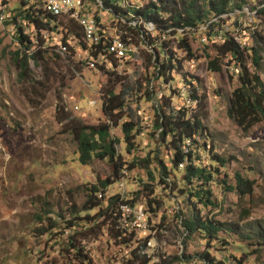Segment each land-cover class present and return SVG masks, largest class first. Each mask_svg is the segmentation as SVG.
<instances>
[{
    "label": "rangeland",
    "instance_id": "1",
    "mask_svg": "<svg viewBox=\"0 0 264 264\" xmlns=\"http://www.w3.org/2000/svg\"><path fill=\"white\" fill-rule=\"evenodd\" d=\"M20 1L0 0V14L3 15L0 19V264H71L64 251L68 250L64 239L71 231L64 229L63 224L68 220L69 213L80 210L86 189L110 175L112 165L96 159L86 166L80 165L75 143L57 121L58 104L63 107V112L82 124L94 125L103 121L100 101L102 89L107 86V73L94 65L101 63L88 58L79 41L67 39L59 23L70 19L79 24L75 15L88 22L90 18L97 17L98 30L108 36V40L122 42L121 24L130 22L116 20L98 5L100 0H79L85 9L80 14L74 8L67 15H58L54 31L40 33L43 48H47L46 67H36L31 61L28 63L34 80H42L41 75H47L43 91L30 82L19 83L16 79L11 53L17 43L13 39V28L4 25V22L9 21L12 10L18 7ZM22 1L34 4L35 16L38 10H42L39 1ZM258 1L248 0L240 12L223 15L210 39L203 34L204 26L187 35L178 33L176 37L187 36L194 59L183 61L181 73H171L172 81L167 85L152 78L153 68L148 66V61L150 64L153 61V49L158 50L160 41L168 42L169 50L176 57L183 58V54L175 49L173 37L159 39L156 33L148 32L142 25L141 32L135 31L136 34L130 35L134 44H122L123 53L116 52L115 47L108 44L104 48L105 54L115 61V66L109 71L127 86L132 85L133 92V96L128 95L125 101L136 124L134 149L126 154L119 127H111L110 135L118 139L116 152L122 162L137 161L147 156L151 163L146 169L136 167L123 171L118 180L121 189L117 187V181L106 189L104 199L118 195L131 203V207H122L117 222L119 228L125 229L132 237L128 245H122L113 236L112 224L102 226L97 220L96 228L81 232L76 239L90 264H121L128 251L144 240L147 241L146 253L156 262L168 259L170 264H204L197 258L205 249L204 241L197 235L183 239L174 217L177 209L175 200L166 196L162 185L158 184L156 161L160 160L167 166L166 152L149 137L154 102L160 95L171 96L173 108L194 107V103L187 100L188 91L181 75L194 78L196 92L205 97L206 115L202 123L213 153L225 159L233 157L220 169L216 181L223 179L232 184L234 173L253 181L251 195L244 197L222 191L221 184L211 186L216 207H208L201 213L218 222L236 225L240 231L236 235L219 233L224 241L216 243L215 251L210 249L209 254L217 260L222 256L242 257L245 259L243 264H264V248L254 245V240H245L247 236L252 239L256 230L264 228V124L258 123L247 132H242L227 117V100L237 86V71L227 67L223 60L220 71L212 72L205 57L212 55L211 45L220 42L223 33L234 36L246 47L250 45L251 32L264 38V17L257 16L254 8L261 7ZM127 3L139 5L142 2L126 0L124 5L120 3L119 6L124 8ZM40 20H44L43 16ZM234 22L240 25V30L236 29ZM24 30V33L32 32L31 28ZM86 37L92 44V34H86ZM259 54L262 59L256 74L264 84V55ZM103 66L104 70L110 68L108 63ZM249 71L252 68L249 67ZM139 81L141 86L137 91L133 83ZM147 89L154 94L152 101L143 97ZM114 90L116 92L118 86ZM206 160L203 162L206 163ZM224 173L227 179L223 178ZM148 189H152L151 195ZM150 200L157 203L150 202L148 205ZM95 212L96 209L86 214L91 216ZM83 215L82 212L77 214L79 218ZM79 222V225L82 224ZM40 230L43 232L41 236ZM182 255L190 257V261L178 263L173 260L175 256Z\"/></svg>",
    "mask_w": 264,
    "mask_h": 264
},
{
    "label": "trees",
    "instance_id": "2",
    "mask_svg": "<svg viewBox=\"0 0 264 264\" xmlns=\"http://www.w3.org/2000/svg\"><path fill=\"white\" fill-rule=\"evenodd\" d=\"M139 1L142 2L139 5L127 3L124 8L120 7L119 4L124 5L126 0H100V4H98L115 18H118L117 20L123 19L125 22L135 23L134 26H130V23L121 24L124 46L133 43L130 35L136 34L135 31L141 32L140 27L142 25L145 26L146 30H148V25L152 26V31L156 35L170 30L168 34L173 37L175 49L183 54V58L176 57L175 53L169 50V46L166 44L168 42L160 41L158 50L153 49L154 62L152 61L150 64V60L148 61V66L153 68L152 78L160 80L164 85L172 81L171 73L175 75L181 73L183 61L194 59L187 36L176 37L178 35L176 30H182V33L187 35L196 31L199 26H204L203 34L205 38L210 39L211 33L215 32L223 15L233 11L240 12L243 5L248 3V0ZM40 3L42 10H38L35 16L34 4L28 5L26 1L21 0L18 7L12 10L9 21L4 22V25L13 28V39L17 43L16 49L11 53L17 81L19 83L30 82L33 87L36 85L45 91L46 85L44 83L48 80L47 75H41L42 80H34L31 77L28 63L31 61L36 67H46L47 48H43L40 33H52L56 28L54 24L57 22L58 15L49 12L42 2ZM258 3L261 7H254L255 14L264 17V0H259ZM41 16L44 18L43 21L40 20ZM94 21L97 25L98 18L94 17ZM59 25L62 27L66 38L78 40L79 42H77L82 50L87 53L88 58L102 64V66L94 65L107 73V86L102 89L100 101L103 121L94 125L82 124L63 112V107L60 104H58L56 111L57 121L63 132L67 133L75 143L77 162L80 165L86 166L92 159L106 161L112 165L110 175L103 180H97L94 185H90L86 189L85 200L80 210L69 213L68 220L63 224L64 229L71 231L64 239V244L68 248V250H64L67 255L66 258L71 264H90L86 255L83 254V247L76 242V239L81 232L96 228L98 226L96 222L99 220L102 226L108 223L112 224L114 227L113 236L115 239H119L120 244L128 245L130 243L132 234L119 228L117 221L120 218V212L123 211L122 206L131 207V203L122 200L118 195L104 199L105 192L110 185L122 177L123 171L128 172L136 167L146 169L151 160L145 156V158L137 161L122 162L116 152L118 139L109 133L111 127L118 126L125 153L128 154L134 149V137L137 134L136 124L125 101L128 95L133 96L132 85L127 86L123 80L109 71L115 66V61L105 54L104 48H107V38L98 32V35L101 36L100 41L96 46H93L94 41L91 45L85 37L86 34L80 23L67 19L64 23L60 22ZM234 26L240 30V25L237 22H234ZM25 28H31L32 32L24 33ZM32 37H34V43ZM249 42L250 45L246 47L237 42L234 36L223 33L220 36V42L211 45L212 55H205L210 71L219 72L223 60H225L224 63L227 67L237 71V86L228 97L226 115L242 132H247L258 123L264 124V84L256 74L260 69L262 59L259 53L264 55V38L256 32H251ZM63 45L65 46V44ZM104 62L110 65L108 70H104ZM249 67L252 68V71H249ZM181 80L188 91V100L194 103L192 109L173 108L170 104L171 96L164 95H160L153 106L149 137L158 146L164 148L167 161V166L160 160L156 161L158 184L162 185L166 196L175 200L177 209L174 217L184 235L183 239L197 235L204 241L205 249L197 255L199 260L204 264H243L245 259L242 257L222 256L217 260L209 254L210 249L215 251L216 243H223L224 241L218 235L219 233L236 235L240 229L236 225L218 222L207 214H202L201 211L208 207H216L212 199V185L221 184L223 186L222 191L234 192L238 197H244L251 195L253 181L243 178L238 173L233 174L232 184H228L223 179L219 182L216 181L220 169H223L233 160V157L225 159L213 153L212 144L208 140L209 136L202 123L206 115L205 97L196 92L193 86L194 78L181 75ZM147 82L149 83L150 80L147 79ZM133 84L139 91L140 81ZM116 86H118V90L115 92ZM34 90L37 91L35 88ZM152 95L154 96L151 90L147 89L143 92V97L147 101L153 100ZM202 155L207 159L206 163L203 162L205 158L202 159ZM147 174L152 180L149 171ZM222 176L227 179L225 173ZM147 192L151 195L152 189H148ZM150 202L157 203L155 200H150L148 205ZM94 209L96 212L93 215L88 216L86 214L87 211ZM80 212L84 213L82 218L77 216ZM243 213L246 216V212ZM79 221L82 224L79 225ZM42 233L40 230L39 235L41 236ZM252 237L251 239L247 236L245 240H254V245L264 248V228L256 230ZM146 242L144 240L139 246L129 250L121 264H170L168 259H161L160 262H156L151 255L147 254L145 251ZM190 259V257L183 255L173 258L178 263L189 262Z\"/></svg>",
    "mask_w": 264,
    "mask_h": 264
},
{
    "label": "built area",
    "instance_id": "3",
    "mask_svg": "<svg viewBox=\"0 0 264 264\" xmlns=\"http://www.w3.org/2000/svg\"><path fill=\"white\" fill-rule=\"evenodd\" d=\"M41 1H44V3H47V0H41ZM59 1H66L69 5H72L74 6L77 10H78V13L80 14V11H84L85 9L82 8V5H81V2L82 1H79V0H58V3ZM2 14H0V19H2ZM135 23H131L130 26H134ZM88 29L91 30L92 32V37L94 38V46H96L99 41H100V38L101 36L98 35V32H101L106 38L107 36L100 30H97V25H96V22L94 21V18H90V24L88 25ZM127 30V29H126ZM148 32H153L152 31V28H150V26L148 25ZM170 30H167L166 32H164L163 34H158V38H162V37H166V36H170L168 33H169ZM182 32V30H176V33H180ZM107 44L109 46H113L115 47V51L116 52H119V53H122V42L120 41H111V40H107ZM117 187L121 189L122 186H119V182L117 181Z\"/></svg>",
    "mask_w": 264,
    "mask_h": 264
},
{
    "label": "bare ground",
    "instance_id": "4",
    "mask_svg": "<svg viewBox=\"0 0 264 264\" xmlns=\"http://www.w3.org/2000/svg\"><path fill=\"white\" fill-rule=\"evenodd\" d=\"M36 1H39V2H42V4L44 5V7L51 13L53 14H56V15H67L70 11H72L75 7L72 6V5H69L66 1H59L58 3V0H47V3H44V1H41V0H36ZM37 2V3H39ZM41 4V3H40ZM132 4V3H131ZM137 4V3H136ZM99 5V4H98ZM98 7V6H97ZM134 7V6H133ZM99 10V9H98ZM81 13V11H80ZM130 14V13H129ZM56 18V17H55ZM75 19L77 21H79L85 31V33L88 35L92 34L91 30L88 29V25L90 24V22L88 21H85V20H81L79 19V17L77 15H75ZM118 18H116L117 20ZM77 25V24H76ZM78 26V25H77ZM98 26V24H97ZM150 26V25H149ZM79 27V26H78ZM80 28V27H79ZM150 28H152L150 26ZM80 30L82 31V29L80 28ZM98 30V28H97ZM83 32V31H82ZM181 33V32H180ZM84 34V33H83ZM86 37V36H85ZM167 37V36H166ZM87 38V37H86ZM163 38V37H162ZM88 39V38H87ZM107 40H108V36H107ZM75 41H78V40H75ZM89 41V40H88ZM113 41V40H111ZM92 45V44H91ZM94 46V45H93ZM100 49V48H99ZM123 53V51H122ZM106 58V57H105ZM154 58V57H153ZM103 59V58H102ZM104 60V59H103ZM91 61V60H90ZM95 61V60H94ZM108 61V60H107ZM106 61V62H107ZM97 61H95L96 63ZM154 62V61H153ZM101 63V62H100ZM105 63V62H104ZM97 64V63H96ZM102 66V64H101ZM163 99V98H162ZM188 100V99H187ZM120 183V182H119ZM123 207V206H122ZM126 209V208H125ZM121 211V210H120Z\"/></svg>",
    "mask_w": 264,
    "mask_h": 264
}]
</instances>
